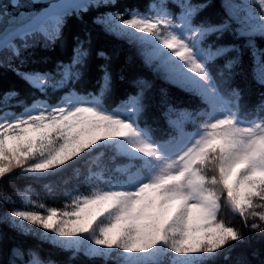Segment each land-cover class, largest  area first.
Listing matches in <instances>:
<instances>
[{"label":"snow or ice","instance_id":"obj_1","mask_svg":"<svg viewBox=\"0 0 264 264\" xmlns=\"http://www.w3.org/2000/svg\"><path fill=\"white\" fill-rule=\"evenodd\" d=\"M252 2L264 13V0ZM168 3L149 0L144 11H121L118 0L0 2V69L12 72L27 91L0 93V181H38L69 169L79 181L71 190L62 188L61 206L16 189L23 209L0 213V224L69 251L72 258L82 253L104 264H215L246 242L243 229L264 236V90L248 108L240 104L241 90L229 84L247 50L252 80L264 89V48L256 43L264 39V15L255 16L247 0L243 6L223 0L218 22L197 24L195 17L209 7L205 0H171L178 12ZM98 9L111 10L97 11L93 25L134 47L154 74L207 106L176 109L162 89L160 115L174 130L167 139L156 138L146 122L141 126L149 108L145 93L152 87L143 77L132 81L134 93L111 108L104 103L113 82L108 63L98 66L95 92L69 87L89 69L91 30L73 37L70 59L57 61L53 70L26 67L25 53L54 47L63 41L69 18L83 20ZM225 33L243 44L217 43ZM96 55L110 60L102 50ZM222 57L229 58L214 76L210 65ZM187 121L194 130H185ZM81 161L85 173L77 166ZM0 202L15 203L3 193ZM222 212L238 217L241 227ZM37 256L17 246L3 264H45ZM235 264L246 262L238 257Z\"/></svg>","mask_w":264,"mask_h":264},{"label":"trees","instance_id":"obj_2","mask_svg":"<svg viewBox=\"0 0 264 264\" xmlns=\"http://www.w3.org/2000/svg\"><path fill=\"white\" fill-rule=\"evenodd\" d=\"M159 3V0H155ZM202 0H193V3H199ZM209 4V7L203 9L196 17L195 23L201 21H210L216 23L224 15V10L221 7L223 0H205ZM232 3L243 6L245 0H231ZM149 0H118L117 7L122 11L124 8H139L144 11ZM247 3L251 5L252 11L255 16L264 15L259 9L257 4H253L252 0H247ZM169 9L172 12H178L171 0L168 3ZM111 9H98L90 10L87 14H84L83 20H77L75 17H71L67 21V25L64 28L63 41H58L54 47L44 49L37 47L36 49L29 50V53H25L29 57V62L26 65L27 68L37 70L54 69L57 61H68L71 56V48L73 46V37L76 34L83 36L84 31L91 30L92 32V54L89 58V69L85 71L84 76L77 81L74 85L76 91L81 94H87L88 92H95L99 89L98 83L100 79V72L98 66L104 63H108L113 74L112 91L105 97L104 103L109 107H114L121 99L125 98L127 94L134 93L136 87L133 86L132 81L138 77H143L148 80L152 87L145 93L146 101L149 104L148 111L141 117V126H144L145 122L153 129V135L158 139H167L169 135L174 134V130L169 128L166 121L161 117L160 113L164 109L161 107V90L167 92L168 102L176 109H188L190 111H199L207 106L202 104L200 98L190 92L183 91L182 89L165 82L158 75L154 74L150 68L146 67L137 54L134 47L130 46L123 40H117L112 36L104 34L101 28L91 23V18L97 11H109ZM243 14V13H242ZM209 40L215 41L216 37H209ZM219 44L239 43L243 44V40H236L229 33H225L222 39L216 41ZM256 43L259 47L264 48V39L256 38ZM98 50L104 51L109 57V61L97 57L96 52ZM235 53H230V56H234ZM229 57H222L216 60L214 65H210L213 75H216V66L222 65ZM35 61V62H33ZM46 61V62H45ZM235 73L229 84L231 87H236L241 90L242 99L240 101L241 106L247 105L251 108L256 104L258 100V93L264 89H261L257 85L251 76V59L247 50L243 57L242 63L233 69ZM123 77L121 79L120 77ZM219 81V77H216ZM11 88H20L21 95L27 94L24 86L18 81V78L10 71L0 69V93H3ZM67 92L68 88L62 90ZM62 93L58 92L53 95L52 99L55 101L56 97ZM20 109H16L19 111ZM173 118L178 119L177 113H173ZM203 118H199L197 124L202 121ZM186 131H192L196 127L191 121H187L184 124ZM125 161L117 160V163H124ZM105 163L107 159L105 158ZM81 172H86V165L81 161L78 165ZM69 179L67 185H62L64 179ZM81 176V180H82ZM79 183L74 178V173L71 169L65 171L59 176H48L41 180H33L23 176H15L14 178H8L4 181H0V193L4 196L11 197L15 203H3L0 202V213L7 212L12 208L23 209L21 201L19 199L16 189H20L22 193L30 196L32 200L37 202H44L47 205L61 206L63 202L62 188L67 187L69 190L74 185ZM47 184L52 192H49L44 185ZM31 186L30 189L26 186ZM83 190V185H81ZM221 215L231 220L237 227H241L238 217H233L231 214L222 212ZM246 234V242L238 244L231 252L229 258L225 259L223 256L218 257L215 264H235L236 259L239 257L243 259L246 264H264V236H261L258 232H251L248 229H243ZM20 247L22 249H33L38 253L37 259H42L45 264L47 261H54L55 264H104V262L97 259H88L82 253L77 254L75 258H72V253L69 251H63L57 247H53L47 242L40 240L32 235H22L14 231L5 224H0V264L8 258V252L13 247ZM256 255H253V253ZM29 257L26 255L25 259ZM19 264V262H18ZM111 264V262H109Z\"/></svg>","mask_w":264,"mask_h":264},{"label":"water","instance_id":"obj_3","mask_svg":"<svg viewBox=\"0 0 264 264\" xmlns=\"http://www.w3.org/2000/svg\"><path fill=\"white\" fill-rule=\"evenodd\" d=\"M0 2L7 3V0H0ZM23 2V0H22ZM37 8L41 7V5H36Z\"/></svg>","mask_w":264,"mask_h":264}]
</instances>
